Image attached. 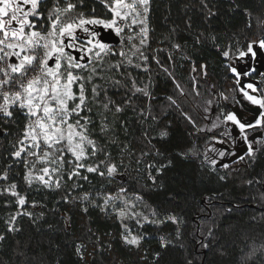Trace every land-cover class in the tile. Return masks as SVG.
Listing matches in <instances>:
<instances>
[{"label":"snow or ice","instance_id":"obj_1","mask_svg":"<svg viewBox=\"0 0 264 264\" xmlns=\"http://www.w3.org/2000/svg\"><path fill=\"white\" fill-rule=\"evenodd\" d=\"M155 4L0 0V242L15 241V264H66L54 257L62 250L75 264H117L109 239L117 233L89 227L71 235L72 217L60 209L77 205L83 214L99 209L118 225L133 264H160L170 249L187 253L177 264H224L220 227L233 209L221 204L209 211L222 194L201 197L191 232L187 217L150 197L177 160L198 162L202 175L223 185L235 179L238 165L247 169L264 154V71L258 70L264 67V13L253 18L244 9V30L222 42L187 16L198 6L201 17L214 18L213 0H192L184 5L187 18L168 16L166 35L157 37ZM184 34L190 46L181 43ZM209 46L222 62L223 90L210 83L207 62L193 58ZM177 53L191 65L190 86L175 75ZM161 74L173 85L167 96L154 92ZM166 113L183 121L176 151L164 147L174 126L163 123ZM241 183L259 186L264 203V172ZM180 195L168 199L179 205ZM49 197H58L55 207ZM24 223L41 237L35 244L33 236L23 238ZM226 231L228 243L239 245V259L230 264H264V232L232 224ZM153 238L159 250L141 251Z\"/></svg>","mask_w":264,"mask_h":264},{"label":"trees","instance_id":"obj_2","mask_svg":"<svg viewBox=\"0 0 264 264\" xmlns=\"http://www.w3.org/2000/svg\"><path fill=\"white\" fill-rule=\"evenodd\" d=\"M186 3H192V0H156L155 7L157 11L154 13L156 18V23L154 26L157 28L155 35L157 37H162L166 35V29L163 27L164 24H170L167 20L168 16H171L173 21L179 22L182 19H186L184 5ZM237 5L239 10H237ZM248 9L251 11L253 18L258 14L264 13V0H213V10L218 12V15L210 20H206L204 17L199 15V8L196 7L195 11L189 10L187 16H192L195 19L196 27L200 30L204 28L214 31L217 35L221 37L222 42H227V35L233 32H242L245 25L248 23V18L244 15L243 10ZM190 46L191 40L187 38V34H184V38L181 43H185ZM155 46V45H154ZM177 55V61L174 66V72L177 79L184 84L186 87L190 86L188 84L190 75V64H185L182 59L179 58V53ZM198 61V63L207 62L209 81L210 83H215L217 88L223 90L228 86L225 81L223 70L221 67V60L217 55L214 47H204L196 50V54L193 57ZM154 73L156 72L155 66H153ZM154 92L158 96H167L171 93L173 85L161 74L158 81H154ZM203 90V89H202ZM157 104L162 103L161 101H156ZM166 119L163 123H168L173 121L172 137L164 145V147L169 148L172 151L178 150L176 145L178 140L182 139L183 132V121L180 119L179 114H168L166 113ZM159 146V145H158ZM198 162H181L176 161L175 166L167 171L165 175L161 178L160 183L163 184V188L159 190H154L151 194V201L162 204L165 207L173 208L175 212L182 213L188 218L189 227L187 231L191 232L194 227L192 217L195 216L197 212L203 207L199 203L202 196H208L211 194L212 190H216L218 194H222L224 199L222 201H217L213 207L209 208L211 212H217L220 209V205L223 204V208L231 207L233 211L230 214H225L223 219V224L220 227V232L224 233L223 238L220 239L217 249L220 245H226L224 251L225 256L222 258L224 264H230L232 261H238L239 259V245L232 247L230 243V236L226 231V226L229 224L239 225L241 230H254L255 235H260L264 232V203L259 199L260 189L259 186L253 185L249 187L246 184L241 183L242 180L251 179L257 173L264 172V154L259 157V162L254 166L250 165L247 169L243 164L238 165V172L236 173L235 179L229 183L223 185L217 183L215 179L209 180L207 175H202L197 167ZM247 173V174H246ZM191 178V179H190ZM203 181V183H202ZM143 183V181H141ZM176 192L184 193V195L176 196L175 199L179 201V205L172 204L169 201V197ZM39 198V197H37ZM255 198V199H253ZM52 207H55L56 198H50ZM230 201V203H229ZM237 205H239V210H237ZM60 211H67L72 217V228L71 235L78 236L81 231L87 230L89 227L99 233L113 232L117 233V237L113 239V250L112 256L117 258V264H133L134 256L130 255L129 252L124 249L118 240V225L113 222L110 218L103 217L99 209H90L87 214H83L80 211V206L69 209L61 206ZM59 216V211L57 212ZM255 218L254 220L252 218ZM199 220V218H197ZM25 233L24 239L28 236H33L35 239L33 243L35 244L40 240V236L36 235L35 231L29 232L27 223H24ZM149 232H155L151 226L147 229ZM165 232L168 229H164ZM161 233L156 232L155 235L158 237ZM220 233H217V237ZM21 237H16L20 239ZM60 242H64L65 238L63 236L58 238ZM14 240L0 242V260H3L5 264H9V258L12 257L11 246L14 244ZM70 243V240L67 241ZM158 249V239L153 238L146 240L144 242V249ZM68 250H62L60 256H55L56 259H65L66 264H75V258L71 256H65L63 253ZM187 253H181L178 251H172L164 254L163 259L160 264H177L178 260L182 258L183 255ZM209 260L213 259L212 253L206 254ZM219 260L220 257H215ZM13 264H15L14 257H12Z\"/></svg>","mask_w":264,"mask_h":264},{"label":"water","instance_id":"obj_3","mask_svg":"<svg viewBox=\"0 0 264 264\" xmlns=\"http://www.w3.org/2000/svg\"><path fill=\"white\" fill-rule=\"evenodd\" d=\"M258 70H259V71H263V70H264V67H259V66H258Z\"/></svg>","mask_w":264,"mask_h":264},{"label":"flooded vegetation","instance_id":"obj_4","mask_svg":"<svg viewBox=\"0 0 264 264\" xmlns=\"http://www.w3.org/2000/svg\"><path fill=\"white\" fill-rule=\"evenodd\" d=\"M264 71V70H263Z\"/></svg>","mask_w":264,"mask_h":264}]
</instances>
